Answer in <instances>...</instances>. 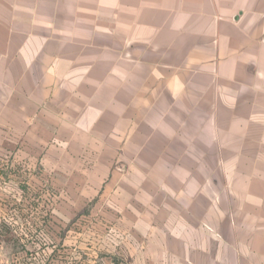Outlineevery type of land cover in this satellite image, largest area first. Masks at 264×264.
<instances>
[{
  "label": "crops",
  "instance_id": "crops-1",
  "mask_svg": "<svg viewBox=\"0 0 264 264\" xmlns=\"http://www.w3.org/2000/svg\"><path fill=\"white\" fill-rule=\"evenodd\" d=\"M8 151L121 264H264V0H0Z\"/></svg>",
  "mask_w": 264,
  "mask_h": 264
},
{
  "label": "rangeland",
  "instance_id": "rangeland-1",
  "mask_svg": "<svg viewBox=\"0 0 264 264\" xmlns=\"http://www.w3.org/2000/svg\"><path fill=\"white\" fill-rule=\"evenodd\" d=\"M31 164L26 156L0 154V264H121L112 253L97 251L101 205L90 199L94 192L64 182L66 174L53 177L38 166L31 171ZM52 212L54 234L47 235ZM104 240L112 252L113 239Z\"/></svg>",
  "mask_w": 264,
  "mask_h": 264
}]
</instances>
